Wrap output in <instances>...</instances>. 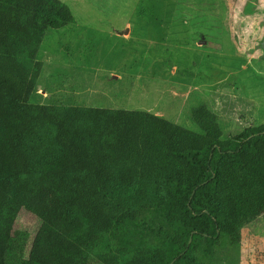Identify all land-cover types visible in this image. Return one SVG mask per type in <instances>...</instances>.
Here are the masks:
<instances>
[{"label":"trees","instance_id":"16d2710c","mask_svg":"<svg viewBox=\"0 0 264 264\" xmlns=\"http://www.w3.org/2000/svg\"><path fill=\"white\" fill-rule=\"evenodd\" d=\"M71 23L61 0H0V264H217L264 215V123L226 136L205 105L199 133L146 111L32 103L45 34ZM104 237L116 247L95 254Z\"/></svg>","mask_w":264,"mask_h":264},{"label":"rangeland","instance_id":"374dc122","mask_svg":"<svg viewBox=\"0 0 264 264\" xmlns=\"http://www.w3.org/2000/svg\"><path fill=\"white\" fill-rule=\"evenodd\" d=\"M74 23L45 34L32 103L146 111L201 132V105L226 136L264 123V0H61ZM40 158L53 147L37 140ZM21 227L39 222L22 215ZM116 242L104 237L94 253ZM29 252V251H28ZM217 264H264V215Z\"/></svg>","mask_w":264,"mask_h":264}]
</instances>
